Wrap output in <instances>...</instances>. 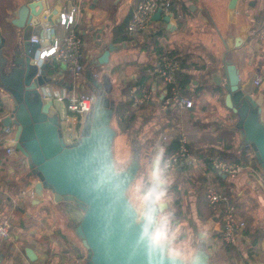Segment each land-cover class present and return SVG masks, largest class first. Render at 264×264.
<instances>
[{
	"label": "crops",
	"instance_id": "obj_1",
	"mask_svg": "<svg viewBox=\"0 0 264 264\" xmlns=\"http://www.w3.org/2000/svg\"><path fill=\"white\" fill-rule=\"evenodd\" d=\"M29 1L0 0V31L4 39L0 67L6 65V71L18 60H23L20 58L24 57L30 45L35 48V52L38 48L30 42L29 33H39L41 26L24 33L22 28L12 23L22 6ZM41 1L54 13L69 11L73 5H82L75 28L84 41L85 70L80 81L74 83L71 73L60 62L50 59L42 62L46 65L45 76L49 79L46 87L50 96L92 92L90 63L97 66L96 77L100 78L103 73L108 74L111 81H116L117 90L113 94L116 96L115 108L120 99H125L124 91H130L135 85L147 86L153 91L152 100L138 109L132 131H121L116 118V135L120 133L129 137V161L138 149L140 167L132 185L133 191L141 181L147 182L148 169L158 146L167 148L184 131L197 161L181 162L174 170H168L172 177L171 185L176 184L174 176L185 174L184 171L189 167H198V179H192V186L187 193L191 195L189 201L192 205L196 206L197 198L209 186H213L232 198L239 218L246 222L244 217L251 216L253 221L259 223L255 228L264 229V169L251 144L237 127V115L234 117L233 111L225 103L228 89L224 85H217L212 77L214 72L226 75L224 68L227 59L236 64L244 79L256 72L262 78L257 90L262 100L264 119V0L237 1L236 32L240 33L241 28L248 25L249 37L242 46L232 50H228L224 43L230 24V0H170V22L153 20L150 31L132 34L127 33L122 25L130 19L134 8L142 0ZM66 32L59 26L57 35L63 36ZM98 38L105 43L114 41L120 46L118 52L111 55L113 67L110 69L95 62L105 49L97 45ZM168 50L180 62L178 85L183 75L190 77L185 91L180 90L194 99L195 104L183 111H166L161 106L165 91L156 69ZM139 82L141 84L138 85ZM197 89L198 95H195ZM10 103L8 90L0 84V224L5 220L11 223L10 236L0 237V264H87V249L76 231L69 227L67 217L55 203L51 189H45L41 199L21 194L23 190L35 189L39 178L26 175L28 167L27 163H23V155L17 151L8 154L9 143L15 132L12 127L10 133L4 131L2 119L5 112L1 107L6 110ZM51 113H55V109ZM81 125L79 120L68 116L61 121L63 130L58 139L68 143L76 141L81 135ZM166 134L170 137L168 143L162 141ZM214 159L240 165L242 170L236 178H231L220 170L210 168L209 160L213 163ZM217 172L223 173L222 178L217 176ZM176 194V190L168 189L166 211ZM259 212H262V225L258 218ZM199 221L207 223L208 234L216 232L215 236L220 238L219 223L214 214L208 219L199 218ZM198 222L195 228L199 232ZM248 237L251 239V236ZM244 241L249 244L247 240ZM28 249L34 251L37 260L29 258Z\"/></svg>",
	"mask_w": 264,
	"mask_h": 264
},
{
	"label": "water",
	"instance_id": "obj_2",
	"mask_svg": "<svg viewBox=\"0 0 264 264\" xmlns=\"http://www.w3.org/2000/svg\"><path fill=\"white\" fill-rule=\"evenodd\" d=\"M237 1L230 0L229 3L230 24L224 40L228 50L242 46L249 37L248 25H244L240 33L236 32ZM46 9L43 1L30 0L22 6L12 23L22 28L24 33L33 27L45 26L51 19L49 17L46 23H41ZM162 16V9L159 8L152 15V20L171 21L172 14ZM3 45L0 31V56ZM97 45L105 49L95 60L96 64L110 69L113 67L111 55L118 52L120 46L114 41L105 43L100 38ZM20 59L23 60L15 62L9 71H6V65L0 67V84L8 90L11 98L6 110L1 107L5 112L2 120L15 132L9 147L25 157L26 175L39 178L35 184L36 199L44 196L45 189H51L53 199L66 215L69 227L76 231L87 249L90 264H150L140 240L137 214L127 196L140 163L135 153L126 168L117 169L113 151L116 130L111 125L112 109L107 110L103 100L96 98L84 122L80 139L66 144L58 139L59 125L68 115L66 102L49 95L46 65H39L36 61L35 48L31 45ZM224 69L226 77L222 72H214L213 80L228 89L225 103L237 115V127L251 144L264 169V119L262 100L255 85L257 73L252 72L244 79L231 59L226 60ZM109 77L108 74L103 75L105 84L111 81ZM101 82L95 83L96 89L102 90ZM52 109L55 113H51ZM165 207L166 204L163 210ZM27 253L31 260H37L32 249H28ZM198 257L199 264H209L205 252H199ZM161 264H183V261L168 258Z\"/></svg>",
	"mask_w": 264,
	"mask_h": 264
},
{
	"label": "built area",
	"instance_id": "obj_3",
	"mask_svg": "<svg viewBox=\"0 0 264 264\" xmlns=\"http://www.w3.org/2000/svg\"><path fill=\"white\" fill-rule=\"evenodd\" d=\"M170 0H143L140 1L127 22L126 32L129 34L137 32L150 31L153 20L152 15L160 8L163 13L170 14ZM82 10V5L77 4L71 6L69 11H59L54 13L46 9L44 11L41 23H46L51 17L50 22L45 26H41L39 33H34L30 37V42L37 45L36 61L41 64L45 60L60 62L71 73L73 82L80 81L82 73L85 70L84 65V41L82 36L76 31L77 16ZM63 27L67 32L63 36L57 35L58 27ZM264 34V31H263ZM180 62L168 50L163 55L156 71L162 78L164 95L162 97V108L166 111H183L194 106V99L183 94L179 88L177 73L180 70ZM96 76V74H95ZM262 82V78L257 76L255 85L258 87ZM153 91L147 86H133L130 90V98L133 101V107H139L148 103L153 98ZM60 100L66 102L67 117H72L80 121L83 128L87 115L90 113L96 96L93 92L83 94H62L57 96ZM1 120V118H0ZM63 130V129H62ZM6 133L11 132L10 126H5ZM82 131V129H81ZM63 132V131H62ZM81 137V135H80ZM79 137V139H80ZM77 139L76 141H78ZM73 142H66L72 144ZM163 142H170V137L166 134L162 137ZM180 147L173 151L166 160H169L170 167L168 170H174L181 162H196L197 158L193 154L189 138L183 131L180 135ZM17 150L13 147L8 148V154H14ZM18 152V151H17ZM19 153V152H18ZM20 154V153H19ZM24 157V156H23ZM23 163H26L25 157ZM215 169L228 174L231 178H236L242 170V166L226 163L220 159L213 160ZM22 195L36 197L35 189L29 191H21ZM206 195L211 205L214 215L219 223V237L227 247H238L244 240L250 242V238L245 234L247 224L238 217L236 207L232 198L228 195L217 191L213 186H209ZM11 232V223L5 220L0 224V237L8 238ZM251 243V242H250Z\"/></svg>",
	"mask_w": 264,
	"mask_h": 264
},
{
	"label": "rangeland",
	"instance_id": "obj_4",
	"mask_svg": "<svg viewBox=\"0 0 264 264\" xmlns=\"http://www.w3.org/2000/svg\"><path fill=\"white\" fill-rule=\"evenodd\" d=\"M30 32H32V30ZM31 34L29 33L30 36ZM96 68L97 66L95 64H91V63L89 64V70H90L89 72H90V77H91V80H90L91 90L92 92L95 93L97 99L101 98L103 100L104 104L107 107L106 109L107 110L112 109V112H113L116 106L115 105L116 96L113 95L115 94L117 90L116 81L113 80L105 84V81L102 80V77L104 75L103 73L101 74L100 78L95 77L94 74H95ZM106 70L108 71V69ZM97 81H102L101 82L103 84L102 90H98L95 88V83ZM113 117H114V112L112 113L111 125L118 133V128L116 126L117 119ZM234 117H235V114H234ZM237 121H238V117H237ZM59 129L61 133V130H62L61 124L59 125ZM128 142H129V137L127 135L120 134V133L116 135L113 149H114L115 163H116V167L118 170L126 168V166H128L132 161V160L129 161L131 157V148ZM137 154H138V149H136V155ZM198 169H199L198 167H191V168L189 167L187 171H184L185 174L179 173L177 174V176H174L175 178H173V179H176V184L178 185L179 189L182 191L183 197H184V210H185L186 215L183 218L184 219L183 224H180V225H183L181 239L182 240L187 239L188 236L191 235L193 238L194 246L198 247V253L205 252L208 255L209 264H264V241L263 240L260 241L258 244L253 245L251 242L252 240L250 239L251 243L249 242V244H246L245 241H243L238 247L228 248L226 245L223 244L220 238L215 236L216 232L212 233L211 231L208 234L207 223L202 224L200 221L198 222V219L200 218V211L196 206L192 205L191 202L189 201V199H191V195L184 193L185 190H188L191 188L192 179H195V180L198 179V173H199ZM133 183L129 186L127 190V196L129 197L130 200H131V193H133V186H132ZM259 213L260 214H258V218L261 224L262 216L260 215L262 214V212H259ZM244 218L246 220L247 227L251 226L255 228V226L259 224L253 221L251 216H247ZM262 221H264V219ZM197 222L199 223V232H198V229L195 228V225H197ZM251 249L253 250V253H250ZM237 253H239V255ZM87 264H90L89 260H87Z\"/></svg>",
	"mask_w": 264,
	"mask_h": 264
},
{
	"label": "clouds",
	"instance_id": "obj_5",
	"mask_svg": "<svg viewBox=\"0 0 264 264\" xmlns=\"http://www.w3.org/2000/svg\"><path fill=\"white\" fill-rule=\"evenodd\" d=\"M166 151L165 147L158 146L148 169L147 182L141 181L131 193L140 240L150 264H161L168 258H178L183 264H199L198 247L194 246L192 236L182 240L183 225L174 223L173 214L163 210L172 183L168 174L171 162L165 159Z\"/></svg>",
	"mask_w": 264,
	"mask_h": 264
},
{
	"label": "trees",
	"instance_id": "obj_6",
	"mask_svg": "<svg viewBox=\"0 0 264 264\" xmlns=\"http://www.w3.org/2000/svg\"><path fill=\"white\" fill-rule=\"evenodd\" d=\"M127 21L125 22V24L122 25V27L125 26V29L127 26ZM189 83H190V77L183 75V77L179 80L180 89L185 91V89L187 88ZM139 84H141V83L139 82L138 85ZM124 94L126 95L125 99H120L118 101L117 107L115 108V110L113 112H114V117L118 118V124H119L120 130L123 132H127V131H132L135 128V123L137 121L136 119L138 117V109L143 105L134 108L132 106L133 101L130 98V91L125 90ZM195 95H198V89H197V92L195 93ZM111 120H112V117H111ZM180 145H181L180 138H178V137L174 139V141L171 145H169V146L167 145L166 146L167 151L165 153V159L173 151L177 150L180 147ZM209 161H210V163H208V165L210 166V168L212 170L218 171L217 169L214 168L212 161L211 160H209ZM222 175H223V173L217 172L218 177L222 178ZM168 189L176 190L177 194L170 201L167 211L171 212L173 214L174 223L183 224V222H184L183 218L186 215L185 210H184L183 193L180 189H178V185H176V184L171 185ZM188 191H189V189L185 190L184 193L187 194ZM195 205L198 207V209L200 211V219H208L211 215L214 214L213 209H212L211 205L209 204V201H208V198L206 195V191L204 192V194L200 195L197 198V202ZM245 234L247 236H251L253 245H256L260 241L264 240V229L261 227L252 228L251 226H248L245 230ZM228 248H230V247H228ZM232 248H234V247H232ZM250 253H253L252 249L250 250ZM237 254L239 255V253H237Z\"/></svg>",
	"mask_w": 264,
	"mask_h": 264
}]
</instances>
